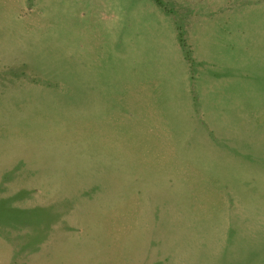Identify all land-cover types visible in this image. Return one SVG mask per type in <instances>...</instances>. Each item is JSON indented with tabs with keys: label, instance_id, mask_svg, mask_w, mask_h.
Returning a JSON list of instances; mask_svg holds the SVG:
<instances>
[{
	"label": "rangeland",
	"instance_id": "1",
	"mask_svg": "<svg viewBox=\"0 0 264 264\" xmlns=\"http://www.w3.org/2000/svg\"><path fill=\"white\" fill-rule=\"evenodd\" d=\"M256 217L264 0H0V264H264Z\"/></svg>",
	"mask_w": 264,
	"mask_h": 264
},
{
	"label": "crops",
	"instance_id": "2",
	"mask_svg": "<svg viewBox=\"0 0 264 264\" xmlns=\"http://www.w3.org/2000/svg\"><path fill=\"white\" fill-rule=\"evenodd\" d=\"M190 31H194V28L191 27V30ZM180 40V39H179ZM179 44V47L180 49H183V45L180 43V41L178 42ZM196 42H194V37H193V34L192 33H189L188 34V47L190 48L191 52H192V57H193V60H199L201 59V57H198L197 55V52H196ZM240 57V54H238V58ZM223 69H225V74H222L221 77H215V76H212L211 77H207V80H208V85L206 87V95L211 98L212 97V92H213V88H214V85L216 83H220L221 84V88H220V91H221V97H222V100L224 98V96H227V97H230V94H229V87H228V84H229V80L230 78H233L232 81H235L237 80L238 83L240 81V62H238L237 64H222L221 65ZM230 72H232V74H230ZM236 75H238V79L235 77ZM233 76V77H231ZM201 79V78H200ZM198 77H196L194 79V82H196L197 80H200ZM216 82V83H215ZM86 89V88H85ZM196 91V94H198V90L195 89ZM239 92V90H238ZM237 92V93H238ZM83 92H80V95L82 94ZM192 94L194 95V92L192 91ZM195 96V95H194ZM215 105V104H214ZM214 105H211L209 106V111L207 109H205V112L209 115L210 112L213 110L214 108ZM223 109V106L219 107V108H215V114H218V113H221ZM225 116V115H224ZM212 119V118H211ZM214 119H212L213 121ZM246 220H249L248 218H244ZM253 220H255V222H263L264 221V217H256V218H252ZM233 222L234 223H238V224H241V217H237V218H233ZM263 223H260V224H257L256 225V229H259V227H262ZM233 229H239L238 232L235 234L237 235V238L241 239V225H235L233 227ZM257 232H252L250 235H251V239H253V242H252V251H253V254L254 252L256 253L259 249L256 250V241H255V236L257 235ZM260 244V243H259ZM250 246V245H249ZM260 247V245H259ZM240 244L239 243H236V245H233L232 246V251H236L235 254H239V251H240Z\"/></svg>",
	"mask_w": 264,
	"mask_h": 264
}]
</instances>
